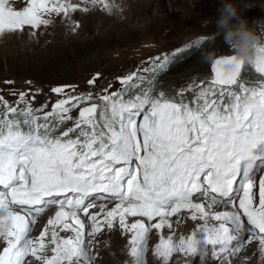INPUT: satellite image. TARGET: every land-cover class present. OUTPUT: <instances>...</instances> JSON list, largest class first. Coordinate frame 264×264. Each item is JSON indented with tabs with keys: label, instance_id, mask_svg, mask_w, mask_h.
Wrapping results in <instances>:
<instances>
[{
	"label": "snow or ice",
	"instance_id": "6c2138e0",
	"mask_svg": "<svg viewBox=\"0 0 264 264\" xmlns=\"http://www.w3.org/2000/svg\"><path fill=\"white\" fill-rule=\"evenodd\" d=\"M89 5L109 14L114 7L0 0V36L29 29L35 37L57 17L75 30L71 14ZM169 63L158 56L119 78L120 89L109 93V83L106 94L53 87L59 98L50 111L48 102L34 106L35 94L13 92V103L0 95V209L8 210L0 264H94L96 237L116 228L128 238L131 264H146L153 230L161 264L177 253L199 264L209 253L218 264H242L239 254L253 242L264 264V79L249 84L246 62L230 54L214 60L210 79L170 96L155 86ZM253 64L264 77V61ZM183 214L200 221L188 235L174 228Z\"/></svg>",
	"mask_w": 264,
	"mask_h": 264
},
{
	"label": "rangeland",
	"instance_id": "374dc122",
	"mask_svg": "<svg viewBox=\"0 0 264 264\" xmlns=\"http://www.w3.org/2000/svg\"><path fill=\"white\" fill-rule=\"evenodd\" d=\"M246 1L236 0L237 3L245 4ZM73 2L79 3L80 0ZM108 2L114 5L110 14L99 5L94 7L89 5L87 12L72 13V19L78 21L80 25L75 30L68 19L57 17L47 28L41 27L35 37L30 35L29 29H25L23 33L0 36V95L13 103L17 99L13 92H27L29 98L35 94L34 106L48 102L49 107L46 111H50L51 104L59 98L56 93L51 92L53 87L74 85L78 92L91 90L95 96L97 92L106 94L102 89L111 83L109 93L116 91L121 88L119 78L138 69L142 72L144 68L150 67L152 60L158 56L162 58L167 55L171 60L178 51H183L194 42L214 35L216 26L207 16L210 15V10L221 7V0H108ZM259 6L264 7V0L260 1ZM244 18L248 21V27L264 36V31L260 32L259 26L255 27L256 19L249 15H245ZM217 37L220 42L212 52V58H208L205 69L198 75L180 80L174 86L176 89L170 91L179 93L181 89H187L191 83L199 84L201 79H210L213 75L211 65L214 60L233 54L222 38ZM247 67L258 73L252 62H246L242 72ZM163 71L168 72L169 66ZM162 73L160 71L156 76V82L162 79ZM97 74L99 75L96 84L89 85L88 81ZM258 75L261 76L260 73ZM261 79L264 77L261 76L259 80ZM5 81L13 83L7 84ZM29 81L30 84L27 83ZM187 93L191 92H184ZM72 115L77 116L78 110H74ZM111 206L109 204V207ZM54 212L55 209L52 208L38 218L32 232L33 237L39 234ZM197 223L200 221L193 222L187 218V214H183L180 225L178 227L174 225V228L178 235H188ZM167 234L168 230L165 229V235ZM158 236L159 233L153 230L149 239L146 264H161L152 251L154 245L158 243ZM127 239L118 228L112 231L105 229L96 237L97 245L93 249V254H97V259L94 264H131ZM239 257L242 264H261L256 242L245 245ZM189 259H192L193 264H199V257L189 258L179 253L173 255L169 264H185ZM205 264H218V261L209 253L205 258Z\"/></svg>",
	"mask_w": 264,
	"mask_h": 264
},
{
	"label": "trees",
	"instance_id": "16d2710c",
	"mask_svg": "<svg viewBox=\"0 0 264 264\" xmlns=\"http://www.w3.org/2000/svg\"><path fill=\"white\" fill-rule=\"evenodd\" d=\"M248 1V2H247ZM246 4L252 5L248 10L243 6L238 9L239 14L244 17L245 15L252 16L256 19L255 23L256 28L259 26L258 30L264 31V7H260L259 3L261 0H247ZM218 10H210L207 17L211 18L214 21L218 15ZM251 12V13H250ZM213 24V25H214ZM260 31V32H261ZM220 39L214 34L210 37H206L204 40H198L194 42L189 48L184 49L183 51H178L177 55L170 60L169 71L165 72L161 70L162 79L156 82L155 86L157 89L161 87L168 95L174 96L176 93L170 91L174 89L177 85V82L188 78L190 76L198 75L203 69H205L208 61V54L215 51ZM176 54V53H175ZM59 69V67H57ZM243 73V74H242ZM241 77L246 79L249 84H255L261 78L253 69L250 67L246 68L245 71L241 72ZM176 89V88H175ZM139 90V89H136ZM187 98L188 94H184ZM179 98V97H177Z\"/></svg>",
	"mask_w": 264,
	"mask_h": 264
},
{
	"label": "clouds",
	"instance_id": "9594fccd",
	"mask_svg": "<svg viewBox=\"0 0 264 264\" xmlns=\"http://www.w3.org/2000/svg\"><path fill=\"white\" fill-rule=\"evenodd\" d=\"M252 7L250 4L237 3L236 0H221V7L215 19L216 36L222 38L239 61H264V36L248 27V21L242 17L238 9ZM212 53L208 58H212ZM8 215V210L0 209V218ZM7 225H4L6 227Z\"/></svg>",
	"mask_w": 264,
	"mask_h": 264
},
{
	"label": "bare ground",
	"instance_id": "6f19581e",
	"mask_svg": "<svg viewBox=\"0 0 264 264\" xmlns=\"http://www.w3.org/2000/svg\"><path fill=\"white\" fill-rule=\"evenodd\" d=\"M54 209H55V208H54ZM40 217H41V216H40ZM40 217H38V218H40ZM40 220H41V219H40ZM40 220H39V221H40Z\"/></svg>",
	"mask_w": 264,
	"mask_h": 264
}]
</instances>
